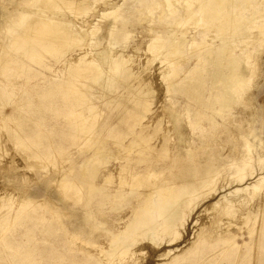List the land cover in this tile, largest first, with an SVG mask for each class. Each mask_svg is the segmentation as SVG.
I'll return each instance as SVG.
<instances>
[{
	"label": "bare ground",
	"instance_id": "1",
	"mask_svg": "<svg viewBox=\"0 0 264 264\" xmlns=\"http://www.w3.org/2000/svg\"><path fill=\"white\" fill-rule=\"evenodd\" d=\"M8 2L0 7V126L43 168L63 155L47 184L69 207L0 197V264L144 256L153 258L147 264H264V170L244 173L264 144L248 125L241 134L238 111L259 50L246 48L264 36V0ZM253 32L259 37L248 41ZM156 60L164 118L141 77ZM46 72L47 86L28 85ZM226 169L241 185L227 193L244 195L232 199L245 209L237 213L223 193L203 207L214 211L205 222L189 218L184 238L187 210L216 194L210 186ZM236 213L241 244L229 221Z\"/></svg>",
	"mask_w": 264,
	"mask_h": 264
},
{
	"label": "rangeland",
	"instance_id": "2",
	"mask_svg": "<svg viewBox=\"0 0 264 264\" xmlns=\"http://www.w3.org/2000/svg\"><path fill=\"white\" fill-rule=\"evenodd\" d=\"M9 4L10 3L8 2V0H2L0 2V7L1 8L6 7V6H9ZM254 33H256V32H253V34L251 33L252 35L250 34L248 41L254 42V40H256L254 38L259 37V34L257 35ZM253 35H255V36H253ZM251 36L254 37L253 38L254 40L252 39ZM259 42H260V44H259ZM256 43H253V45L256 44L255 46L252 47V45L249 44L248 47L246 48L247 50L249 49L248 51H251V52L252 51L254 52L255 49H259V50H257L256 53L254 52V55L255 54L256 55L254 56L253 62L255 63V65L257 64L256 66L254 65L255 66V73L251 74L252 80H251V83L249 85V90L244 95V97H243L244 99L242 100L244 103L241 104V107L238 108V111H241V116H240L241 117L240 118L241 119V134L245 130H247L246 126L248 125V126H250V128L255 130L256 135L259 137L258 139H261V141L264 144V36H260V38H258L256 40ZM131 45H132V43L129 45V47H131ZM246 46H247V44H246ZM242 48L241 49L243 51L246 50L245 47H242ZM251 48H253L254 50L253 49L251 50ZM130 51H131V49H130ZM257 54L259 55V57L257 56ZM255 57H257L259 60L257 58L255 59ZM138 60L144 61V56H142L141 58H138L137 61ZM156 62H157V60L154 61L155 64L151 63L148 66L147 70L143 71V73L141 74L142 75L141 77L142 78L144 77L143 79H146L151 84L150 87H148V88L152 92V99L154 101L153 102L154 104L151 106V108L153 109L152 111L153 112L155 111V113H156L154 115L157 116V118L159 116H160L159 118H164V116H163L164 112L162 111V108H161L163 105L162 104L163 99L161 100V97L159 96L160 92L162 90V85L160 84V77H159V73H158L160 71L159 70L160 65L157 64L159 62H157V63ZM156 67H158V69ZM44 75H45V77L42 76V77H39L37 80L29 81L28 85L29 84L30 85L39 84V86H41V87L47 86V84L49 82L48 78L50 77V73L46 72ZM149 77H151V78H149ZM19 83L21 85H24L23 81H21ZM160 88H161V90H160ZM22 97H23V95H20V98H22ZM245 98L247 99V101ZM159 105H161V106H159ZM159 110H160V112H159ZM5 111H7V108L5 109ZM22 116L26 119L28 118V116H25V115H22ZM155 116H153V118L151 120L155 119ZM165 121H166V119H165ZM46 126L48 127V129L50 131L51 124L49 121H47ZM31 127H33L32 122H29L28 124L26 123V125H24L22 128H20L21 130H19V131H21V133H27L31 130ZM0 129H1V131H0V197H2V196L4 197L5 195H9V197H6V198H8V199L12 198L11 200H15V201L22 199L23 196H29V195H34V197H37V199L39 201H43L47 197L48 202L53 207H57L59 209L66 208V207L68 208L69 202L67 200H64V199H63V201H61V199H60V193H59L60 190L57 189L58 186L55 185L54 183L52 185L47 184L48 180L52 179L53 175L56 174L55 171L57 169L58 162L60 161V159L63 158V155H60V154H58L56 156L54 155L57 158L56 161H58V162L54 161L53 165L49 164L50 166L48 165V167L43 168L41 165L38 164L37 161L33 160L32 158H28L30 156L29 153L27 154V152L22 151L20 147L14 145L13 140L8 138V134L10 133L9 135H11L12 130L7 133L3 128H1V126H0ZM231 131L235 134L239 133L238 127H231ZM235 136H237V134ZM45 141H51V137H48L47 139L42 140V142H45ZM239 143H241V148H242L244 145V142H242V140H241V142L240 141H237V142L234 141L232 143L233 145L236 146V150L239 148L238 147ZM255 143H258V141L255 140ZM232 144H228L227 151H228V149L229 150L235 149V146H233ZM195 145H196L195 146V148H196L197 143ZM242 150H244V149L242 148ZM263 151L264 150H262V152L260 154L259 153L260 150H259V148H257V152L253 153V155L251 156V157H253V159L251 160L249 167L247 166L244 170V173H246V175L251 173L253 170H255L256 172H259L260 170L258 168H261L262 169L261 171L264 170L263 169L264 168V152ZM198 154L199 153H197L196 155H198ZM201 156L202 157L200 160H204V158H205L204 154H201ZM256 158H260L261 161L263 160L262 162L259 160V162H261V165H258V161H257L258 159L256 160ZM239 159L240 158H237V160H239ZM65 164L67 165V163H65ZM8 166H9V168H8ZM234 173H235L234 169H226V171L224 173H222V175L217 178L216 182L211 184V186H210L211 188L215 189L216 194H215V192H212V194L209 196L210 198L205 197L206 199H203L204 197L201 196V198L198 201H196V203H198V204H196L193 200L194 205H192V206H196V207H194V210H193V207L191 206L190 208H192L191 209L192 211L190 210L191 211L190 213L188 212L189 210H187V215L185 217V219H186L187 216L189 215L188 221L185 223L187 225V227H186V225H183L185 228L180 227L181 232L184 229V231H183L184 233L182 232L184 235L187 234V232L191 229L190 227H192V224H187V223H189V218L192 217L191 219H193V221H194L195 220L194 218L198 217V219H200L202 222H205L207 220V218H209V216L214 213V211H212L210 209V210H207V211H209L210 214H207L208 212L207 211L205 212V210H204L205 207H208L210 204H212L214 200L216 201V199L219 198L218 196L221 197V195H223V193H225L227 195V194L232 192L231 190L241 188L240 184L235 183L236 182V181H234L235 178L231 179V178H233ZM229 178L231 180H229ZM226 184H228L229 186L227 185L228 186L227 187ZM233 185H235V186H233ZM224 186H225L224 190H226V191H224V190L222 191V189H221ZM236 186H238V187H236ZM210 187L208 189H211ZM226 187L229 189H227ZM219 189H221V190L219 191ZM227 192H229V193H227ZM212 195H213V197H212ZM241 196H244V195H242L241 193L240 194L238 193L237 195L236 194H232V195L229 194L227 196L228 200L233 201L231 203H235V205L237 206V207H235L237 210V213H242L243 210L245 209L243 203L238 204V202L236 201V199L238 197H241ZM215 197H217V198L213 199ZM232 198H236V199H232ZM257 200H259V199H257V198L255 199L256 203H257ZM204 205H207V206H204ZM186 206H187V204H185L184 207H186ZM237 208H239V209H237ZM201 212H203V213H201ZM237 213L234 215L235 218L232 217L231 219H229V221H232L231 222L232 226H235L232 228V232L237 235L236 240H237V242H239V244H241L242 243L241 235L246 237V232H244L245 229L243 232H238L236 229L237 225H238V227L245 226L243 224V222L241 221V219L240 220L238 218H237L238 220L236 219ZM69 214H71V213L68 212V215L65 219V222L70 223V222H73L76 219V217H75V215L73 216V214H71V215H69ZM197 214L200 216L202 215V216L199 218V216ZM196 215H197V217H196ZM204 216H206V217L204 218V221H203ZM73 218H74V220H73ZM232 219H234V220H232ZM200 220L198 222H200ZM240 222H241V224H240ZM233 223H235V224L237 223V224L235 225ZM239 224H240V226H239ZM184 235H182V236L185 238L186 235L185 236ZM136 259H138L137 261H139L138 262L139 264H144L145 262H146L145 264H147L148 262H150V259H151L150 263L153 262V260H152L153 258H151L150 256L149 257L144 256V257H140V258L136 257ZM138 263L136 262L135 264H138Z\"/></svg>",
	"mask_w": 264,
	"mask_h": 264
}]
</instances>
